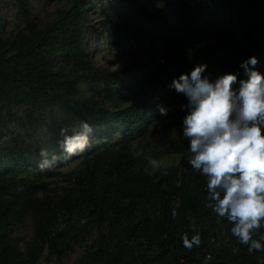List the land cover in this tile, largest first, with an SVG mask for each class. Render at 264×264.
I'll return each mask as SVG.
<instances>
[{"label": "trees", "instance_id": "trees-1", "mask_svg": "<svg viewBox=\"0 0 264 264\" xmlns=\"http://www.w3.org/2000/svg\"><path fill=\"white\" fill-rule=\"evenodd\" d=\"M43 1L8 0L16 19L10 31L0 16V167L9 169L0 171V264H35L45 248L61 259L87 235L91 244L72 264H264V252L250 254L232 236V224L206 207V177L188 163V143L175 140L180 163L160 169L134 146L162 130L159 107L167 105L155 94L188 103L170 87L180 75L206 65L202 77L210 83L225 74L237 76L235 85L248 79L241 64L264 57V0H158L152 10L126 0L123 12L108 10L104 0H69L40 22L32 3ZM209 7L227 8L232 19L201 26ZM89 12L101 28L123 35V41L108 38L112 50L133 37L136 25L164 24L165 32L158 46H142L143 61L101 68L85 47ZM81 121L94 127L89 139L97 145L66 158L60 129ZM108 134L112 139L100 146L97 136ZM42 149L62 163L80 159L64 174L56 167L19 168L31 160L39 165ZM57 176L64 180L58 192L41 180ZM24 216L33 234L20 249L11 234ZM193 224L201 245L189 251L181 238L195 234ZM261 234L264 228L254 238Z\"/></svg>", "mask_w": 264, "mask_h": 264}, {"label": "clouds", "instance_id": "clouds-1", "mask_svg": "<svg viewBox=\"0 0 264 264\" xmlns=\"http://www.w3.org/2000/svg\"><path fill=\"white\" fill-rule=\"evenodd\" d=\"M258 63L250 57L241 67L247 81L237 82L234 74H225L210 83L200 65L190 75H180L170 87L187 97L183 118V137L189 141L191 168L206 177V207L232 224L231 234L248 252H264V234H254L264 228V75L250 70ZM168 109L159 107L161 116ZM94 127L81 121L78 128H61L59 147L66 158L83 153L90 146ZM41 170L56 165L58 157L46 149L39 153ZM50 157V158H49ZM153 169L164 166L162 160L149 158ZM177 213L172 212L175 219ZM194 235L185 233V249L201 245V236L192 226Z\"/></svg>", "mask_w": 264, "mask_h": 264}, {"label": "rangeland", "instance_id": "rangeland-1", "mask_svg": "<svg viewBox=\"0 0 264 264\" xmlns=\"http://www.w3.org/2000/svg\"><path fill=\"white\" fill-rule=\"evenodd\" d=\"M69 0H44L43 2H34L32 3V9L35 16L39 19L40 22H46L51 19L52 14L57 9H61L67 5ZM144 3L150 10L154 8H159L161 4L158 0H140ZM193 1V0H191ZM106 5L108 6V10L112 12H123L127 6L126 0H104ZM165 13H168L167 11ZM0 16L5 20V29L6 31L12 30L16 25V19L14 16V9L12 8L10 2L8 0L0 1ZM92 27L87 29L85 32V47L88 52L91 54L92 59L95 64L101 68H110L115 69L119 66H123L128 62L132 61H143L144 54L142 50V46L144 49H151L150 45L152 42L158 46L159 45V37L164 34V24H151L148 27L142 26L139 29V25L133 27L131 30V34L133 37L128 38L129 42H132V46L130 44H126L125 42H121L120 48L116 50H112L110 48V43L108 38L113 35L114 39L118 41L119 39L123 41V35L120 33H116L112 30V28L105 25L101 28L97 24V18L95 12H89L88 15ZM230 12L227 8H212L209 7L205 12L202 20L201 26L205 28H212L217 24H227L231 20ZM168 22H170L168 20ZM128 35V34H127ZM131 46V47H130ZM145 53V52H144ZM258 63L255 65L254 70L258 71L262 75H264V57L257 58ZM247 81V80H245ZM215 83V82H214ZM240 83L235 85V89L238 90ZM81 90H88V87L85 85H81ZM153 98L161 99L164 102L168 109L167 116H163L160 123L162 125V130L154 141L149 142L148 144H144L138 146L135 144L136 154H142L147 159V163L149 164V158L162 160L164 162V166L161 168H171L178 165L183 157L182 154L176 152L173 148V142L178 140L182 143H188L189 141L183 137V118L187 114V110L183 109L182 106L187 105L186 103H181L177 99L169 97L163 92H159L155 94ZM118 134V133H117ZM97 138L100 139L99 145L105 146L112 139V135H98ZM103 139V140H102ZM97 144L91 143L90 146L93 147ZM89 146V147H90ZM191 154V153H190ZM50 158V157H49ZM41 159V158H40ZM80 159V156L77 157ZM77 159H72L68 163H62L61 160H57V163L52 168H55L60 171V173L64 174L69 170L73 169L77 165ZM40 160H31L26 164H21L19 166L20 169H40L38 167V163ZM61 161V162H60ZM151 167V165L149 164ZM152 168V167H151ZM153 169V168H152ZM12 170H15L12 168ZM0 171L8 172L9 169L5 167H0ZM44 183H47L50 189H54V191H60L64 186V180L61 176H57L54 178H46L43 177L41 179ZM63 223L58 225V229L63 228ZM33 234V224L30 216H24L23 219L14 227L11 239L15 245H17L20 249H24L25 245L31 240ZM92 242V236L87 235L85 237H79L78 243L73 245L70 250H67L61 259H57L55 257L48 256V250L45 248L41 253L38 260L35 264H58L59 262L64 264H72L77 259H79L84 250L88 245Z\"/></svg>", "mask_w": 264, "mask_h": 264}]
</instances>
